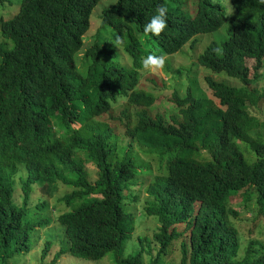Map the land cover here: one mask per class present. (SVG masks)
<instances>
[{
	"label": "trees",
	"instance_id": "trees-1",
	"mask_svg": "<svg viewBox=\"0 0 264 264\" xmlns=\"http://www.w3.org/2000/svg\"><path fill=\"white\" fill-rule=\"evenodd\" d=\"M100 1L23 0L13 18H0V264L30 252L37 227L50 223L28 219L34 187L51 194L59 183L71 189L60 199L68 211L58 216L69 249L53 264L63 254L97 261L110 252L115 264H161L173 243L181 249L177 264H249L250 259L264 264V245L258 242L237 260L240 234L232 216L238 211L230 204L241 194L245 206L253 201L264 214V136L253 134L264 123L249 119L264 98L253 87L264 70V4L229 0L235 14L227 16L219 0H117L103 12L101 28L123 38L132 64L125 67L109 62L115 51L108 40L83 50ZM189 3L195 5L193 14ZM161 4L168 8V26L159 37L145 36L143 25ZM226 20L228 38L210 42L197 61L201 68L240 81V87L205 75L211 96H195L193 84L183 98L174 93L179 116L170 123L145 110L134 120L128 109L122 112L125 135L164 162L143 209V216L158 221L147 242V259L143 250L126 257L136 215L125 209V199L137 202L127 191L140 171L130 155L132 145L119 157L113 129L99 118L120 99L151 107L155 98L138 90L142 58L150 53L165 58L189 42L195 47L198 36L217 32ZM82 51L83 72L76 63ZM241 144L256 155L253 163ZM81 155L95 165L97 179L91 180ZM16 179L22 183V204L16 202Z\"/></svg>",
	"mask_w": 264,
	"mask_h": 264
},
{
	"label": "rangeland",
	"instance_id": "rangeland-1",
	"mask_svg": "<svg viewBox=\"0 0 264 264\" xmlns=\"http://www.w3.org/2000/svg\"><path fill=\"white\" fill-rule=\"evenodd\" d=\"M22 1L23 0H0V18H5V20L13 18L19 12ZM219 1L223 5L227 16L235 14L229 0ZM116 2L117 0H102L94 8L90 17V29L84 36V51L90 49L99 39L113 42L112 30L108 29V31H103L101 28V16L105 10L109 9ZM187 8L192 14L194 13L195 5L193 3H189ZM230 27L229 20H226L224 25L217 32L198 36L199 44L195 47H192L191 42H189V44L184 46L178 53L166 56V63L162 70L157 72H151L144 68L139 70L140 78L138 90L151 94L155 98L151 107L142 108L129 106L126 99H120L109 114L99 118L100 122H105L113 129L117 141L119 142V157L123 156L124 148L128 149L130 147L129 145H132L130 155L135 158L137 170L140 171L138 177L134 180L135 183L132 182L130 190L127 191V195L131 198H138L137 202L133 203L131 200V203H129V200L125 199V209L136 215L132 237L125 246L124 254L126 257L135 254L138 250H143L145 260L147 259L145 253L149 250L147 242L151 241L152 234L158 227V221L153 216H143V209L146 207V201L151 200L147 190L154 179L160 176L161 171L164 169V162L160 163L156 156L146 155L145 149L140 147L137 142L131 141V138L125 135L122 121L126 122V119L123 117L122 112L128 109V113L134 120L136 112L145 110L149 117L155 118V116L160 115L170 123L172 116H179V109L173 102L174 93H178L179 97L183 98L187 95L189 86L193 84V93L195 96H211V92L204 83L205 75L217 81L224 82L229 86L240 87V81L230 78L223 73L216 74L201 68L197 61V57L204 52V49H206L210 42H222L228 38ZM1 41H3V38L1 37L0 26V42ZM7 46L10 47L9 45ZM109 46L115 51L112 58L109 59L110 63L125 67L132 65L129 56L125 53V49L122 46L119 49L112 43ZM84 51L79 53L76 58L77 68L81 72L85 70V62L82 61L81 63ZM249 64L252 65L253 61H249ZM261 78L262 79L256 82L253 87L257 88L260 93H264V70ZM249 113V119L258 121L260 126H262L264 123V98L257 105L256 109H251ZM262 128H260L261 130L258 129L254 131L253 134L260 133L264 136V129ZM241 150L249 163H253L256 160V155L245 144H241ZM82 158L85 161V166L91 180L97 179L98 174L95 165L90 160H87L86 156H82ZM24 177H26V174L23 172V178ZM21 188V181L16 179V202L18 204H22L21 195L23 193ZM70 191L71 189L69 187L61 183L58 184L57 188L51 194H48L47 191H43L41 187H34L31 195V202L29 204L30 214L28 219H33L36 223L48 219L50 223L37 227L38 229L33 233V247L30 252L16 255L7 264H53L56 256H58L62 250L67 251L69 249L65 227L58 222V216L68 211L60 199ZM42 203H46L43 209L40 207ZM230 204L233 209L238 211V215L232 216V220L240 234L241 247L237 260L241 261L246 257V251L251 242H258L264 245V214H258V210L253 206V201L250 202L248 207L245 206L246 202L243 201L241 194L231 197ZM141 238H146L142 245L140 244ZM49 243L51 246L48 250V255L43 258L44 249L46 244ZM151 247L154 250L153 244ZM180 257V245L178 243H173L168 252L162 256L161 264H177ZM146 262H148V260ZM251 263L252 259L249 260V264ZM55 264H115V253L110 252L103 259L97 261L63 254L59 256Z\"/></svg>",
	"mask_w": 264,
	"mask_h": 264
},
{
	"label": "clouds",
	"instance_id": "clouds-1",
	"mask_svg": "<svg viewBox=\"0 0 264 264\" xmlns=\"http://www.w3.org/2000/svg\"><path fill=\"white\" fill-rule=\"evenodd\" d=\"M259 2L264 4V0H259ZM167 14L168 8L163 4L159 5L148 22L143 25L144 35L159 37L168 26ZM111 43L119 49L123 44V38L119 34H116L113 38V42ZM213 51L218 55L223 54L222 49L220 48H214ZM165 63V58L162 55H156L153 53H150L142 58L143 68L151 72L162 70Z\"/></svg>",
	"mask_w": 264,
	"mask_h": 264
}]
</instances>
